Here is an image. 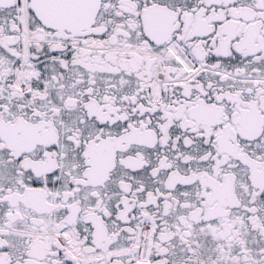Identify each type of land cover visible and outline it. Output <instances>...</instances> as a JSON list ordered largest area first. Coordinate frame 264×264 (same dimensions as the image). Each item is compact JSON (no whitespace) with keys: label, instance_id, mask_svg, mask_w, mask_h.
I'll return each instance as SVG.
<instances>
[{"label":"snow or ice","instance_id":"snow-or-ice-1","mask_svg":"<svg viewBox=\"0 0 264 264\" xmlns=\"http://www.w3.org/2000/svg\"><path fill=\"white\" fill-rule=\"evenodd\" d=\"M0 264H264V0H0Z\"/></svg>","mask_w":264,"mask_h":264}]
</instances>
